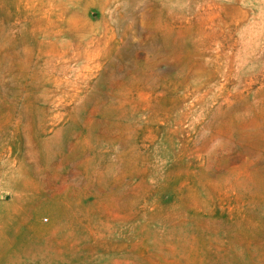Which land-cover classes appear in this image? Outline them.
I'll use <instances>...</instances> for the list:
<instances>
[{"label":"rangeland","instance_id":"1","mask_svg":"<svg viewBox=\"0 0 264 264\" xmlns=\"http://www.w3.org/2000/svg\"><path fill=\"white\" fill-rule=\"evenodd\" d=\"M0 264H264V0H0Z\"/></svg>","mask_w":264,"mask_h":264}]
</instances>
